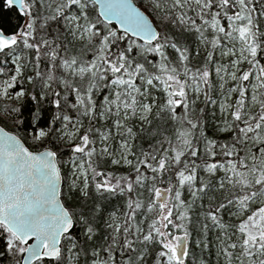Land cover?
<instances>
[{
	"label": "snow or ice",
	"instance_id": "1",
	"mask_svg": "<svg viewBox=\"0 0 264 264\" xmlns=\"http://www.w3.org/2000/svg\"><path fill=\"white\" fill-rule=\"evenodd\" d=\"M0 241L264 264V0H0Z\"/></svg>",
	"mask_w": 264,
	"mask_h": 264
},
{
	"label": "trees",
	"instance_id": "2",
	"mask_svg": "<svg viewBox=\"0 0 264 264\" xmlns=\"http://www.w3.org/2000/svg\"><path fill=\"white\" fill-rule=\"evenodd\" d=\"M3 241H0V248H3ZM193 256H192V260H195L198 262L199 260V252L197 253V250L196 249H193ZM9 259L10 258H4V257H0V264H9Z\"/></svg>",
	"mask_w": 264,
	"mask_h": 264
},
{
	"label": "rangeland",
	"instance_id": "3",
	"mask_svg": "<svg viewBox=\"0 0 264 264\" xmlns=\"http://www.w3.org/2000/svg\"><path fill=\"white\" fill-rule=\"evenodd\" d=\"M197 250V253L199 252V250L198 249H196ZM199 254V258H200V253H198Z\"/></svg>",
	"mask_w": 264,
	"mask_h": 264
}]
</instances>
